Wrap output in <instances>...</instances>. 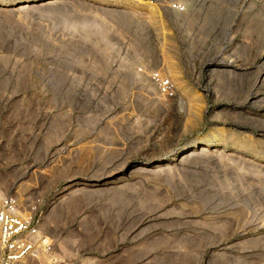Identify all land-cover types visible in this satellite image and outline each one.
<instances>
[{
    "label": "rangeland",
    "instance_id": "374dc122",
    "mask_svg": "<svg viewBox=\"0 0 264 264\" xmlns=\"http://www.w3.org/2000/svg\"><path fill=\"white\" fill-rule=\"evenodd\" d=\"M140 1L0 0V197L53 240L25 264H264V0Z\"/></svg>",
    "mask_w": 264,
    "mask_h": 264
},
{
    "label": "built area",
    "instance_id": "2783aa9c",
    "mask_svg": "<svg viewBox=\"0 0 264 264\" xmlns=\"http://www.w3.org/2000/svg\"><path fill=\"white\" fill-rule=\"evenodd\" d=\"M152 79L164 95L172 94L168 78L156 74ZM39 203L37 196L21 198L11 194L0 197V264H25L40 253L52 252V238L40 230Z\"/></svg>",
    "mask_w": 264,
    "mask_h": 264
},
{
    "label": "bare ground",
    "instance_id": "6f19581e",
    "mask_svg": "<svg viewBox=\"0 0 264 264\" xmlns=\"http://www.w3.org/2000/svg\"><path fill=\"white\" fill-rule=\"evenodd\" d=\"M131 1V0H130ZM132 1H134L135 3H141V1L140 0H132ZM124 2H126V1H124ZM200 150H201V148H200ZM203 150V149H202ZM199 151V150H198ZM204 151V150H203ZM196 152V151H195ZM202 152V151H201ZM193 154V153H192ZM179 160V159H178Z\"/></svg>",
    "mask_w": 264,
    "mask_h": 264
}]
</instances>
